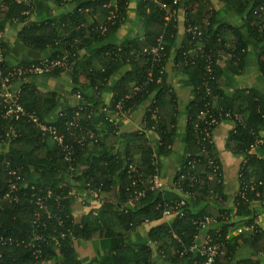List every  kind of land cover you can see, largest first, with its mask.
<instances>
[{
  "label": "trees",
  "instance_id": "trees-1",
  "mask_svg": "<svg viewBox=\"0 0 264 264\" xmlns=\"http://www.w3.org/2000/svg\"><path fill=\"white\" fill-rule=\"evenodd\" d=\"M51 1L72 2L75 7L54 16L46 7L49 0H0V23H19L18 39L35 51H48L46 58L67 55L72 90L91 103L80 109L64 106L57 113L58 94L39 92L29 80L36 74L12 79L11 86L20 89L19 103L41 122L54 126L63 145L70 147L74 160L70 171L62 146L32 121L5 117L0 97V148L13 150L0 151V264H154L155 255L170 262L182 258L197 264L198 253L187 248L201 230L198 223L204 217L212 219L205 230L218 229L217 238L222 242L217 264H264V259L235 256L232 245L240 238L254 251L264 253V230L254 222L264 200V157L251 152L259 143L264 149V95L251 87L227 90L226 78L228 72L240 75L245 61L254 59L264 80V0H139L142 36L121 43L111 38L125 23L130 0ZM182 9L184 16L179 14ZM172 10L175 14L167 19ZM260 10L258 18L255 12ZM90 17L92 22H88ZM178 17L185 33L174 61L184 64L181 70L191 86L192 100L184 107L182 158L173 179L180 195L167 201L163 190L151 188L150 180L154 175L160 178L181 125L178 98L165 86L164 70L159 73L175 42ZM189 27H196L200 36L193 35ZM159 36L164 48L159 61H152L142 50L156 45ZM228 36L233 38L231 48L227 47ZM0 47L5 59L8 43L0 42ZM39 61H16L10 66L3 61V68ZM121 68L122 76L113 81ZM62 71L44 75L57 78ZM106 84L112 112H117L116 104L125 115L146 103L140 131L119 134L101 111V90ZM203 112L206 114L200 118ZM93 116L97 120L90 124ZM224 121L232 126L227 149L234 156H243L238 190L230 205L220 158L211 142L216 126ZM203 128L210 132L209 140H202ZM149 133L154 134L153 140ZM133 179L137 184L131 186ZM81 191L107 195L108 202L100 210L115 211L116 229L95 226L91 211L80 223L73 221L70 204ZM138 191L143 195L137 198ZM183 194L188 198L180 208L181 216L150 229L147 244L132 240L143 222L160 219L164 211L173 212L169 207ZM38 197L47 211L38 208ZM241 227L248 228L232 237ZM99 238H110L111 249L99 250L94 259L76 258L74 239Z\"/></svg>",
  "mask_w": 264,
  "mask_h": 264
},
{
  "label": "crops",
  "instance_id": "crops-1",
  "mask_svg": "<svg viewBox=\"0 0 264 264\" xmlns=\"http://www.w3.org/2000/svg\"><path fill=\"white\" fill-rule=\"evenodd\" d=\"M47 3V8H50L54 16H59L64 12L72 11L75 5L72 2H67L61 4L60 2L55 3L51 0ZM147 10V9H146ZM228 9L226 10V12ZM139 12V0H130L128 2V7L126 11L125 23L118 29L117 33L111 38L113 42L121 43L125 41L128 37L142 36L143 23L144 20L138 17ZM93 18V17H92ZM91 17L88 18V22H92ZM237 21L240 20L239 16L235 17ZM0 42H7L9 53L4 59L6 65H12L14 62H27L31 60H40L48 56V51L38 52L27 46H25L19 39L18 33L20 32L21 25L17 22L10 23H0ZM177 34L175 37V42L171 47L170 54L164 65V72L166 76V85L169 86L171 91L174 93L178 102L180 104V113L178 114V120H180V127L176 133V141L172 146L169 159L166 161L164 170L161 172L159 181L163 186V198L167 201H174L179 197L180 191L174 186V176L179 169V162L182 158L181 151V141L184 136L183 124L186 121L184 107L192 100V89L191 86L186 83L187 76L184 73V64H176L174 61L175 49L178 48L182 42V38L185 33L184 23L181 17L177 18L176 23ZM227 47L231 48L233 44L232 36L226 37ZM93 48V46H92ZM180 48V47H179ZM91 49V48H90ZM89 49V50H90ZM123 68L119 69L115 76L112 77L113 81L117 77H121L123 74ZM227 90L238 87H251L256 89L258 92L264 95V80L259 75L254 59H247L244 63V67L240 75H232L231 72L227 73ZM30 83L35 85L39 92H56L58 94V100L60 105L57 107V113L61 107L70 106L71 108H83L84 106L90 104L89 100H83L80 93L72 90L71 86V72L68 69L62 71V73L57 77L53 78L49 75H35L30 79ZM57 81V82H56ZM60 81L61 83H59ZM86 92V91H85ZM89 93V91H87ZM67 102H66V101ZM101 111L105 112L108 116V120L117 126V132L119 134L130 133L135 131H140L143 128V118L146 103L139 105L135 109H132L125 115H117L116 112L110 110L111 103V92L109 91V84L105 85L101 90L100 98ZM97 117L93 116L91 123L96 122ZM231 124L228 122L219 123L211 136V142L214 148L218 152L220 162L223 171V184L224 193L232 199L238 190V169L243 156H234L226 147V139L231 130ZM89 132L91 130L88 129ZM150 139H154V134L149 133ZM0 151L11 152L10 147L2 146ZM86 151V154H88ZM252 153L258 155L259 157H264V149L261 143L257 144ZM32 170V167H29ZM264 199V194H263ZM209 201H213V196L209 197ZM107 195L105 193H99L96 196L92 194H86L85 192H76L74 199L70 204V212L75 223H80L81 220L92 212V218L96 223L95 226H102L105 228L116 229L115 223V211L112 209H104L101 211V207L107 203ZM263 206L259 208V214L254 218V222L262 230H264V200L262 202ZM175 215L173 213H163L160 219L149 220L143 222L132 234V240L138 244H147V233L150 229L160 224L161 222H171ZM233 218V217H232ZM240 217L234 216V219L238 220ZM245 227H241L238 231L234 232L232 237L238 236ZM175 237V236H174ZM204 237V231L199 230V232L194 236L193 244L199 245ZM124 241H127L126 239ZM234 243V244H233ZM234 245L235 256H245L253 260L261 261L264 259V253L254 251L248 242L242 241L238 238L236 241H232ZM112 242L110 238H99V239H74L73 248L76 258H87L94 259L98 257L99 250L108 251L111 249ZM188 249V248H187ZM186 249V251H187ZM180 257L179 253H177ZM152 262L154 264H189L185 259H178L177 261L170 262L167 259L162 258L159 255L152 257Z\"/></svg>",
  "mask_w": 264,
  "mask_h": 264
},
{
  "label": "built area",
  "instance_id": "built-area-1",
  "mask_svg": "<svg viewBox=\"0 0 264 264\" xmlns=\"http://www.w3.org/2000/svg\"><path fill=\"white\" fill-rule=\"evenodd\" d=\"M20 1V0H17ZM111 7V5H106V7ZM162 8H165L164 4H160ZM116 5L114 4L112 8H115ZM114 11L111 12V14ZM27 12H23V14H26ZM175 14V10H172L168 15L167 19H169L171 16ZM179 14L181 16H184L185 10H180ZM258 18L262 15V10L255 12ZM113 14L111 15V17ZM109 17V18H111ZM189 31L192 32L195 36H200V32L197 31L196 27L188 28ZM163 41L162 36H159L157 38L156 45L149 47V48H143L142 53L147 54L151 56L152 61H159L161 51H163ZM4 61V55H3V49L0 47V88L1 93L0 97L3 101V109H4V116L5 117H13L14 119H20V118H26L30 121H32L36 126L40 128L43 132H47L51 135L52 139L59 145L62 146L64 150H61L63 152V158L64 161L67 162L69 170H73V157L70 150V147L67 145H63L62 142V135L57 133V130L52 125H47L43 122H41L38 118V116L32 111H27L20 103H19V96H20V89L13 88L11 86L12 79L16 76L20 75H26V74H36V75H42V74H49L50 72L54 71L55 69H61L65 70L68 69V58L67 55H63L61 57L56 58H44L40 59L39 62H32V63H23L20 64L18 67H11L8 69H4L3 63ZM208 68V66H207ZM163 68L160 69L159 73L161 74L163 72ZM209 70V69H207ZM115 108L117 109L116 114L117 115H124L123 112L120 110V104H116ZM155 111H153V114ZM205 112L201 113L199 116L200 118H203L205 116ZM74 121H71L70 124H74ZM214 121L212 120V123ZM211 124V123H209ZM203 137L202 140H209L210 139V132L207 130V128H203L201 130ZM133 169V167H132ZM10 175H15L14 171L9 172ZM151 188H157L160 190H163V186L161 185L159 178L157 175H154L152 179L150 180ZM137 184V180L133 179L131 181V186H134ZM73 194V193H71ZM93 196H96L97 192L90 193ZM136 197H140L143 195V191H138L135 193ZM186 197L188 198L187 194H183V197L177 201L173 206H170L169 208L173 210V212H167L164 211L163 213H173L176 215H182V211L180 208L185 205ZM39 209L47 211L48 208L44 204V200L41 197H38L35 201ZM129 203L133 206L134 204V198H131L129 200ZM212 219L210 217H204V220L200 223H198V227L201 230H204V237L202 242L199 245L192 244L189 246V251H196L200 257V260L197 262V264H217V261L219 259V256L221 255V247L222 242L220 239L217 238L218 235V229L214 230V232L210 233L206 229V224H208ZM248 227H245L246 230ZM226 239L229 237L228 235H225Z\"/></svg>",
  "mask_w": 264,
  "mask_h": 264
}]
</instances>
